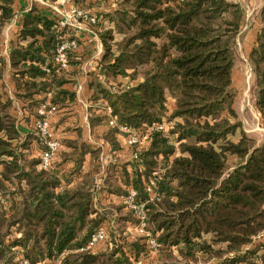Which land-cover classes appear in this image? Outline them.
Segmentation results:
<instances>
[{
  "label": "trees",
  "instance_id": "16d2710c",
  "mask_svg": "<svg viewBox=\"0 0 264 264\" xmlns=\"http://www.w3.org/2000/svg\"><path fill=\"white\" fill-rule=\"evenodd\" d=\"M45 1L0 0V264H264V142L247 135L231 94L242 8L229 0H117L106 13H89L95 23L81 20L89 33L61 26L50 4L62 0ZM19 15L5 57L3 33ZM260 19L249 64L264 118V0ZM92 36L102 53L90 74L88 122L91 138L109 147L101 157L72 110L77 78L96 51ZM69 40L77 47L64 68L57 51ZM118 79L127 83L116 87ZM17 103L34 128L47 118L41 107L55 111L49 132L59 149L47 170L45 140L37 127L23 135ZM111 119L139 133L164 130L128 147ZM100 231L105 239L90 247Z\"/></svg>",
  "mask_w": 264,
  "mask_h": 264
},
{
  "label": "crops",
  "instance_id": "0c3cea01",
  "mask_svg": "<svg viewBox=\"0 0 264 264\" xmlns=\"http://www.w3.org/2000/svg\"><path fill=\"white\" fill-rule=\"evenodd\" d=\"M41 4H45L46 1L43 0H37ZM230 2H233L235 4H238L242 10H243V26L241 31L240 38L237 43V67H238V57H239V51H241L244 56L247 58L245 61L247 62V66L249 69H247V74L251 73V68L249 67V55L252 50V48L255 46L256 37L259 32V30L262 27V22L260 19V10L263 5V0H229ZM73 5V4H72ZM52 6V5H51ZM23 15H19L16 17L11 24H9L4 33H3V42H4V48L2 55L5 57H8V53L10 50V46L12 44V41L15 37V34L18 32L19 27L21 25ZM246 32V34L243 35V33ZM90 33V32H89ZM96 41V51L93 55V57L83 65L81 70V75L77 78L78 79V86H77V104L73 107V112L76 115V113L80 112L78 115H76V118L78 121H80L83 124V128L85 129V134L87 132L88 135L86 137L93 143H96L101 148H104L105 150L109 149L107 143L104 142V140L100 139H92L91 138V131H90V125L88 122L89 117V109L91 108V102H89V97L91 95V88H90V82L91 77L88 75L89 72H94L96 69L97 59L100 58V55L102 53V45L98 38L96 36L90 37L89 41ZM236 72V66L233 73V83H234V77ZM90 73V74H91ZM9 79V78H8ZM10 81L12 82V79L10 77ZM13 83V82H12ZM12 90L14 91V86L12 87ZM13 96V93L11 94ZM99 106L106 109V104L100 103ZM53 115L48 117V121L52 122ZM106 129H108L107 126L99 127V132L102 134ZM124 153V152H122ZM123 155V154H122ZM122 155L119 154L120 157ZM88 166V163H87ZM262 241L264 240V232L259 237Z\"/></svg>",
  "mask_w": 264,
  "mask_h": 264
},
{
  "label": "rangeland",
  "instance_id": "374dc122",
  "mask_svg": "<svg viewBox=\"0 0 264 264\" xmlns=\"http://www.w3.org/2000/svg\"><path fill=\"white\" fill-rule=\"evenodd\" d=\"M32 1L38 2L37 0H31V3ZM116 1L117 0H109L106 6H101V7H98V6L89 7V4L91 5V2H89L88 0H86L85 3L77 2L79 5L78 4L77 5L75 4V5L87 13H94V14L99 15L100 13H106L107 11L112 10L113 9L112 7L114 6ZM45 4L47 3L45 2ZM50 5L55 6L54 4H50ZM69 9L70 8L68 7L65 10L69 12ZM77 23L79 27H82V30L77 29L78 31L87 32L86 25H84L82 21L78 20ZM89 31L92 32L91 29H89ZM244 34H246V32H244L243 35ZM117 38L119 39V37ZM90 42H96V41L94 40ZM236 58H237V55H236ZM246 59L247 58L244 56V54L241 51H239L238 67H237V59H236V72H235V77H234V83L232 85L231 94L233 95L235 99V107H236L238 120L242 123L245 132L247 133L249 137L254 138L257 141V143L261 144L262 142H264V118L260 117L258 110L256 108L255 98L253 95V84H252L253 82L251 78L252 72L251 73L249 72L247 74V69L249 68L247 66V62L245 61ZM249 67L251 68L250 64H249ZM90 73L91 72L88 73L89 76H90ZM126 83H127V79H124V80L118 79L113 84L116 85L117 87L119 84H126ZM4 86L7 89L9 95H11L12 93L14 94V91L12 90V87L14 86V84L10 81V75L8 74L5 76ZM88 99L90 102V97ZM19 104L17 103V106H16L18 110L17 116L21 120L20 128L23 132V135H25L27 133L35 131L36 127L35 128L32 127L31 126L32 123L27 121L31 114L30 113L26 114V112H24L23 108ZM79 113L80 112L76 113V115H78ZM86 135H88L87 132H86ZM91 144L94 146L97 145L96 143H93V142H91ZM105 152L106 150L104 148H101L99 152L100 157H101V154ZM36 155L40 157L37 151H33L32 156L35 157ZM127 155L128 154H123L122 157L128 158ZM103 159L105 160L104 157ZM237 162L238 160L235 157H230L229 162H228L229 167L230 168L235 167L237 165ZM139 234L144 235V233H141L140 231H139Z\"/></svg>",
  "mask_w": 264,
  "mask_h": 264
},
{
  "label": "built area",
  "instance_id": "2783aa9c",
  "mask_svg": "<svg viewBox=\"0 0 264 264\" xmlns=\"http://www.w3.org/2000/svg\"><path fill=\"white\" fill-rule=\"evenodd\" d=\"M72 1L71 0H62L60 1L59 5H55L52 6L53 10L58 13L60 16H62L61 18V26H71L74 29H78V30H82V27H79L77 21L78 20H84L85 22H90V23H95V19L94 17H90L89 13L81 10L80 8L76 7L74 4L72 5ZM70 8L69 12L67 10H65L66 8ZM86 30L89 31L87 29L86 26ZM90 32V31H89ZM77 47V43L75 40H69V41H65L60 48L57 51V57H56V61L59 62L64 68H67V59H66V52L68 50L71 49H76ZM55 111L47 113L45 110V106L41 107L39 109V114L41 116H47V118H45L43 121L42 120H37L36 122V127L39 131V133L41 134V136L44 138L47 149L43 152L42 156H41V167L44 170H47L54 157L57 154V151L59 149V143L58 141H56L53 137L52 134L49 132V121H48V117L53 115ZM107 112L110 114L111 110L110 108L107 109ZM109 126L110 127H117L119 129V131L124 135L125 137V143L128 147H136V146H143L145 144L148 143L149 138L152 134V132H154L155 130L158 131H163L164 130V126L163 125H156L153 128L149 129L147 132L145 133H139L136 130L132 129L129 126H124V125H120L118 126L117 122L115 119H111L109 122ZM135 156H137V154L134 153ZM136 193L134 191H131L130 194L127 197V201L130 205L131 208H133L135 210V212L137 213L138 217L141 219V225L139 228V231L141 233L146 232V224L144 222L145 218H144V214H143V209L142 208H138L133 206V201H134V197H135ZM148 235V233H146ZM106 237L104 231H100L96 234H94L91 238V241L89 243L90 247L94 246L97 242L104 240ZM152 248L157 247V243L155 241H152ZM23 264H30L28 261H24ZM54 264H68V263H63L62 261H57Z\"/></svg>",
  "mask_w": 264,
  "mask_h": 264
}]
</instances>
